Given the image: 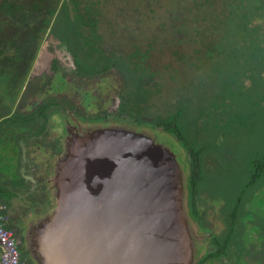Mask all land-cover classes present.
Here are the masks:
<instances>
[{
	"label": "trees",
	"instance_id": "16d2710c",
	"mask_svg": "<svg viewBox=\"0 0 264 264\" xmlns=\"http://www.w3.org/2000/svg\"><path fill=\"white\" fill-rule=\"evenodd\" d=\"M104 1L107 0H0V143L5 144L10 138L25 134L35 127L37 131L45 133L49 118L58 114L59 107L53 93L47 92L44 100L39 98L33 105L36 109L28 114L12 112L7 100L16 99L22 86L20 79L29 72L40 42L50 32L59 35L61 22H68L69 34H66L65 38L75 71L86 74L89 70H99L96 65L93 66V54L99 56L105 50L98 46L97 40L101 36L96 33L94 15L100 14L96 6ZM116 1L122 0L113 2ZM68 2L71 3L69 9ZM152 2H163L162 7H168L165 13L169 24L172 23L171 28L161 23L158 27L160 35L153 34L144 47L139 46V40H135L136 44H131L130 50L123 47L116 50L114 48L116 55L113 50L110 56L107 55L109 57L107 61L104 60L102 67L117 70L119 74L112 73L111 77L115 80L118 77L121 86L118 94L119 105L111 119L125 123L126 126L133 124L139 128L170 133L175 142L183 148L186 156L190 189L188 198L193 208L205 177L204 158L213 149L212 154L216 151L220 160L224 159L221 156L222 149H215L219 135L224 137L220 140L221 146L225 143V137H237L239 126L245 127L253 116L250 101L262 95L263 87L252 85L254 81L264 77V0ZM122 5L127 11L126 14L132 13L133 9L127 8V0ZM149 5L151 3L145 0L144 7ZM137 10V7H134V12ZM148 10L150 11L149 7ZM134 19L136 20L135 13ZM198 25L201 26L197 28ZM167 29H171V33H167ZM193 37L197 39L198 48L193 49L191 53L194 56L189 57H194L197 63L205 62L202 68L206 67V71L211 75L208 73L205 78H196L194 82H185L183 77L179 76V96L172 103L161 93L172 74L178 73L172 70L170 59L173 57L186 60L187 55L179 52L180 46H184L187 40ZM157 38L162 39L161 50L167 55L162 66L158 61L150 62ZM195 55H200V58ZM208 62L210 65L206 66ZM194 63L191 62L192 65ZM214 85L218 91L215 90L216 86L213 88ZM43 89L46 90L44 87ZM186 90L194 92L193 99L189 98L190 94ZM151 101H156V105L150 104ZM157 101L163 102L161 108L164 107V115L158 114V109L161 111V108H158ZM242 106L246 108V112L244 109L240 111ZM223 130L226 134H223ZM14 147L16 145L7 148L13 152ZM2 150L1 153L7 155L9 160L14 158L15 168L16 157L11 158V155L5 154V148ZM249 169V177L240 190L238 201L232 211H227L238 228L234 226L229 229L222 245L228 246L232 242L238 246L239 242L242 243L241 225L249 219L247 216L254 214L252 198L255 194L251 191H254L255 183L264 175V154L252 156ZM44 190L42 185H36L33 192H39L32 193L30 201L31 205H48L50 211L44 213L48 215L54 204L46 201V197L40 198ZM15 191L11 192L0 186V200L5 207H9L11 200L17 197ZM261 217L258 219L262 222L264 218ZM3 227L11 231L14 229L10 222ZM14 233L19 234V229H14ZM216 243L218 254H223L225 249L220 248L219 242ZM18 251L21 262L33 264L23 246Z\"/></svg>",
	"mask_w": 264,
	"mask_h": 264
},
{
	"label": "rangeland",
	"instance_id": "374dc122",
	"mask_svg": "<svg viewBox=\"0 0 264 264\" xmlns=\"http://www.w3.org/2000/svg\"><path fill=\"white\" fill-rule=\"evenodd\" d=\"M113 1L115 0L101 2L99 6H96L100 11V14L94 15V19L96 20V33L101 36V42L103 43L102 45L105 46L106 50L108 51H110L111 47L112 49H119L120 47H123L124 49L126 48L127 50H130L129 46L133 43L136 44L135 40H139L137 41L140 42L139 46L144 47L146 43L151 40L153 34L157 33L160 35L158 27L161 23H164L167 25V27L171 28L170 24L172 25V23L169 24L167 20V14L165 13V9L168 7L163 8V2L159 4L157 2H152V0H148L151 5L144 7L145 0H127L129 5L127 7L129 8L128 10L133 9V11L132 13L126 14L127 11L122 5V3L126 0L116 1L118 3ZM67 5L69 9L71 3L68 2ZM134 7H137V12H134ZM148 7L150 11L148 10ZM134 13L136 20L134 19ZM187 23L190 24V22ZM59 25L61 27L60 34L53 35V33L50 32V34L46 36L47 38L45 41L39 45V49H37L38 53L32 62L30 73H28L24 78L22 77V79H20L22 81V85L24 84L21 96L18 93L15 100H7V105L10 108H13L15 113L19 114L24 109L25 104H23V102L28 100L27 97H24L25 92H29L31 96L40 95L43 93L41 91L42 88L37 90L31 88L27 84L29 82H34L32 79H34L35 76H39L41 74H44L43 79L45 82H48L49 78L45 76L51 75V70L49 67L50 61L53 58L59 59L63 64L66 63L69 66L72 65L70 53L67 52L65 47V35L69 34V27L67 26L68 22H61ZM201 25L204 26L203 24ZM201 25H198L197 28H199ZM175 26L176 25L173 27ZM194 26L196 27V25ZM169 32L171 33V29L170 31L167 29V33ZM188 33L191 34L190 31H188ZM130 34L133 35L130 36ZM157 39L158 41L155 44V50H153L150 55V62L156 63L158 61L159 65L162 66L167 55H165L163 49L161 50L160 45L163 43L162 39ZM196 41V37H193L191 40H187L184 46H180L181 51L179 52L187 55V57H185L186 60H181V58L174 59L173 57L170 59V62L172 63V70H176L178 73L172 74V77L169 78V81H167V84L164 86L165 90L162 89L161 93H164L165 98L170 100L172 103L179 96L177 95V91L180 89L177 85L179 76L183 77L185 82H189L191 80L194 82L196 78H205L206 74L208 73L209 76L211 75L208 70L206 71V67L202 68L203 63L205 62L197 63L194 57H189L194 56L191 51L195 48H198ZM108 51L107 54H109ZM196 57L200 58V55H197ZM191 62H195L194 65H192ZM208 65H210V62H208L206 66ZM164 75L167 77V73L164 72ZM110 84V82H104L103 84H94V82H92L88 86L87 90H82L79 92L80 97L86 98V95L89 94L88 90L90 87V98L92 99L90 101V117H92L91 115L100 109H114L113 102L110 97H112L111 94H114L113 88H116V83L114 84V87L107 88V86ZM214 84H216V82H214ZM215 86L216 85H214L213 88ZM252 86L263 87L261 97L250 101L252 103V106H250V111L253 112L252 118H250V121L245 124V127L239 126L236 135L237 137H235L233 134L231 137H225L226 140L223 146H221L222 143H220V140H222L224 137L219 135V141L216 143L217 148L215 149H222L221 156L224 158L222 161L219 158L218 152L215 151L212 154L214 151L213 149L212 151H209V155L204 158L203 167L205 177L202 181L201 187L207 190L214 198L219 195L224 197L233 196L235 193V187L240 194V190L242 189L245 180L249 177L250 158L252 156L264 154V77L262 80L257 79L254 81ZM215 90H219L217 86ZM186 91L190 94L189 98L193 99L194 92L192 93V91L189 90ZM64 92L69 93V89L65 87ZM252 99H254V96H252ZM78 100L80 102H77V108H79L81 115L85 117L86 112L82 111V106L85 105L83 102H85V100ZM102 100H104L103 103H100ZM18 102L19 107H17ZM247 103H249V101H247ZM150 104L156 105V101H151ZM157 104L158 108H161L163 102L157 101ZM163 108L164 107L161 108V111L158 109V114H165L162 112ZM242 109L245 111L246 108L242 106L240 107V111ZM151 110L153 111V108H151ZM58 116V114H55V116L51 117L47 122L45 127L46 133L37 131V127H35L33 130H30L25 134L10 138L8 141H5V144L0 143V186L11 192L12 190L17 191V197L11 200L9 207L4 209L0 200V215L2 216V213L4 212L3 216L12 221V226L14 229H19V234L14 233V229L12 231L10 230L14 239L18 243V250L23 246L26 250V255H28L26 246L31 242V236L36 234L35 229L37 228L38 223L46 216L44 213L47 212V210L50 211L48 205L45 207L31 205L30 195H32V193L39 192H33V189L36 188V185H42L45 189L42 191L44 193L40 198L46 197V201L54 204V197H56V194L58 193L56 183L54 181L57 175L54 165L58 163L59 160L64 161L66 159L65 155L68 153V150L72 149L73 152L77 151L80 153L87 152L90 147V141L87 146H84L85 141L80 142L79 145H77V143L83 140V138H89L90 135L95 131L116 130L135 134L136 136H140L146 140H152L154 143L155 140H157L164 144L166 148L168 147L176 155L177 161L180 163L178 169L180 175L179 181L181 184L179 191L181 194V211L183 218L186 219L187 222L186 239L189 246L191 247V264H194L197 256H195L193 252V246H196L198 242H200V236L198 235L196 228L198 226L196 223L199 224V222H204L205 219L207 227H210L207 223L211 221L213 222V220H215L213 223V228L211 225L209 232H211V234L213 232L216 233L220 229V226H218L220 219L218 216H216L218 207L215 206L213 208L211 202L206 200L204 203L197 205L198 207L195 206V210H192L193 219L196 223L192 221L188 209V193L190 189L188 186L186 156L182 152H179L183 150V148L175 142L170 133L164 131H144L139 133V130H133L127 128V126L121 127L113 124L90 127L89 123L87 124L86 122H81L82 130L80 133L70 130V133L67 134L63 139L60 141H54V138H56L55 136H58L59 133V125L56 124ZM68 125L72 126V122L69 120ZM225 132L226 131L223 130V134ZM13 145H16V147L12 148L14 150L13 152H17V154H13V152H10V150L7 148H10V146ZM3 148H5V154L11 155V158L16 157L18 163L17 171H15L13 165L14 158L9 160L7 155H3L1 153ZM55 154L57 155L55 156ZM229 185L234 186L229 188ZM263 190L264 175L258 182L255 183V189L251 192L258 196ZM38 201L39 200H37V202ZM255 206L259 217L262 216L261 218H264V199H260L258 204L255 202ZM247 218H251V216H247ZM249 221L250 219H247V221L243 223L244 225H241L240 231L242 240L243 235L249 230L248 224L251 223ZM28 257L31 259L33 264H36L30 255H28ZM176 260L183 261L179 256L176 258Z\"/></svg>",
	"mask_w": 264,
	"mask_h": 264
},
{
	"label": "water",
	"instance_id": "95a60500",
	"mask_svg": "<svg viewBox=\"0 0 264 264\" xmlns=\"http://www.w3.org/2000/svg\"><path fill=\"white\" fill-rule=\"evenodd\" d=\"M83 141L87 152L68 150L54 165V208L28 255L36 264H191L176 155L124 131Z\"/></svg>",
	"mask_w": 264,
	"mask_h": 264
},
{
	"label": "flooded vegetation",
	"instance_id": "af4514ba",
	"mask_svg": "<svg viewBox=\"0 0 264 264\" xmlns=\"http://www.w3.org/2000/svg\"><path fill=\"white\" fill-rule=\"evenodd\" d=\"M46 38L47 37L45 36L39 45H41L45 41ZM101 40H102L101 37H100V39L97 40L98 46L101 50H103V51L105 50V51L103 53H101V55H99V56L96 54H93V59H92L94 61L93 66L96 65V68H99L98 71L94 72V71L89 70V72L86 74H84V73L82 74L79 71L76 72L75 68L73 67V64H72L71 52L69 51V49L67 47V42L65 41V43H66L65 47H66L67 52L70 53L72 65L69 66L66 63L63 64L60 62L59 59L53 58L50 61V67H49L51 70V75L45 76V77L49 78L48 82H45V80L43 79L44 74L43 75L41 74L39 76H35L34 79H32V80H34V82H32V83L29 82L27 84L31 88H34L37 90H40L41 88L43 89V87L46 88V90L41 89V91L43 92L42 94L33 95V96H31L29 92H25L24 97L25 98L27 97L28 100L26 102H23V104H25V106L23 105L24 109L20 112L21 114H28V113L33 112L36 109L35 106H33V105L37 102V100H39V98L44 100V98L46 97L45 94L47 92L53 93V95L56 97L57 107H59L58 108V115L60 117L58 116V119L56 121V124L59 125V133H58V136H55L56 138H54V141H60L61 139H63L67 134L70 133V130H73L75 132L80 133L82 130L81 122H86L87 124L89 123L90 127L106 126L109 124L118 125L121 127L126 126L125 123H118V122L114 121L113 118L111 119V115H113L115 113V111L117 110V107L119 105L118 94L121 91V86L119 85L118 77L116 78V80L111 77L112 73H116V75H118L119 74L118 71L115 69L109 68V67H107L108 69H104L102 67V65L104 64V60H106L110 56L111 50L115 51L116 49L114 50L111 47L110 51L106 50V47L102 45L103 43L101 42ZM38 49H39V46H38ZM107 51L109 52V54H107ZM37 53H38V50H37ZM37 53H36V55H37ZM116 53L117 52L115 51V55H116ZM36 55H35V57H36ZM107 55H109V56H107ZM110 66H112L111 63H110ZM30 70H31V68H30ZM30 70L28 73H30ZM92 82H94V84H97V83L103 84L104 82L105 83L110 82L111 84L108 85L107 88L114 87V84L116 83V85H115L116 88H113L114 94H111L112 97H110L112 102H113V108L114 109H109V110H107V108L106 109H100L99 111L92 114L91 115L92 117H90V101L92 100L90 98V87L88 90L89 94L86 95V98L80 97L79 92L82 90H87L88 86ZM38 85L39 86L42 85V86L38 87ZM23 87H24V84L22 85V87L19 91L20 96H21ZM65 87H67L69 89V93L64 92ZM49 88H50V90H49ZM78 99H82V101L85 100V102H83L85 105L82 106V111L86 112L85 117H83L81 115L79 108H77V105H78L77 102L79 101ZM105 99H106V97H105ZM103 101L104 100H102L100 103H103ZM20 102H21V100H20ZM17 107H19V102L17 103ZM13 111L14 110L12 108V112ZM49 120H50V118H49ZM68 120L72 122V126L68 125ZM127 128H130L133 130H139L138 131L139 133L144 132V131H152L153 132V130H151V129L139 128L133 124L127 125ZM155 131L159 132L158 130H155ZM155 139H156V137H155ZM155 142L162 145V146H165L164 144H162L161 142H159L157 140H155ZM39 147H40V145H39ZM179 152L183 153V150H181ZM56 155L57 154H55V156ZM16 164L17 165L14 168L15 171L18 170L17 161H16ZM186 168H187V165H186ZM232 186H234V185H229V188ZM210 190H212V189H210ZM238 199H239V193L236 190V187H235V193L233 196L224 197V196L219 195L215 198L212 197L211 194L207 190H205L201 187V190L199 192V196H198L197 200L194 202L195 206L202 204L206 200H208L211 202L213 208L215 206L218 207L217 212H216V216H218V218L220 219V223L218 225V226H220L219 227L220 229L216 233L213 232L211 234V232H209V230L211 228V225L213 228V223L215 220H213V222L211 221V222L207 223L208 226H210V227H207V225L205 223V219H204V222H199V224H197L193 219V211H192V210H195L196 208H195V206L193 208L191 207V202L188 198L189 214H190L192 221H194L196 223V225L198 226L196 228H197V233L200 236V239H199L200 242H198V244L196 246H193V252H194L195 256H197L194 264H264V221L262 220V222H261L260 220H258L259 214H257L258 211H256V209H255L256 208L255 202H257V204H258V201L260 199H262V200L264 199V190L262 192H260V194L258 196L254 195V197L252 198V206H253L252 211H254V209H255V211H254V214L252 215L253 217L251 216V218H249L250 219L249 222H251V223L248 224L249 230L246 231L247 235H246V233L244 234V236H243L244 238L242 240V243L239 242L238 246L233 245L234 243H232V242L229 243L228 246L222 245V242L224 241L227 233L230 231L229 229L233 228L234 226L236 228H238V226L235 225V222L234 223L232 222L233 218H231L227 214L228 210L232 211L233 206H235V203H236V201H238ZM3 208L5 209L7 207H5L3 205ZM3 213H2V216L0 215V224L2 226H5V224L10 222L11 226H12V221L10 219L4 217ZM246 221H247V219H246ZM231 223H233L232 226H230ZM216 241L219 242L218 244H219L220 248L225 249L223 254H220V255L218 254L219 250H218V245H217ZM199 246H200V248H199ZM198 248H199V250H198ZM227 250H229L228 253H227ZM199 251H200V254H199Z\"/></svg>",
	"mask_w": 264,
	"mask_h": 264
},
{
	"label": "built area",
	"instance_id": "2783aa9c",
	"mask_svg": "<svg viewBox=\"0 0 264 264\" xmlns=\"http://www.w3.org/2000/svg\"><path fill=\"white\" fill-rule=\"evenodd\" d=\"M1 210V209H0ZM0 264H24L20 261V253L16 240L10 230L0 224Z\"/></svg>",
	"mask_w": 264,
	"mask_h": 264
}]
</instances>
